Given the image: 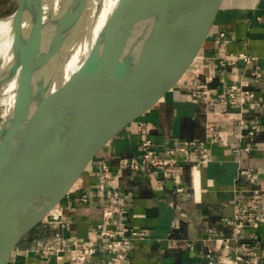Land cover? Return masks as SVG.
Listing matches in <instances>:
<instances>
[{
    "label": "crops",
    "instance_id": "0c3cea01",
    "mask_svg": "<svg viewBox=\"0 0 264 264\" xmlns=\"http://www.w3.org/2000/svg\"><path fill=\"white\" fill-rule=\"evenodd\" d=\"M188 48L192 55L185 65L181 56L168 57L129 86L115 122L80 166L75 182L19 239L7 264H75L74 241L107 240L99 225L108 224L103 205L112 187L126 201L121 216L126 230L146 232L136 240L131 264H231L239 254V264H254L249 258L255 240L260 243L258 264H264V215L244 227L238 242L231 239L233 231L226 223L254 195L264 211V113L232 106L221 110V105L205 101L196 92L201 87L215 95L249 79V87L264 100V0H219ZM242 52L254 59L233 58ZM256 67L263 74L258 81ZM243 114L259 123L255 139L239 125ZM211 125L218 133L216 139H212ZM145 138L152 140L159 153L185 139L202 140L211 159L198 163L193 158H176L178 177L174 179L167 167L132 162L140 156V142ZM238 143L243 149L235 155ZM247 145L251 149H244ZM192 156L198 157L196 149ZM104 163L109 176H104ZM178 185L183 190H177ZM56 231L65 237V249L46 254L47 245L58 244ZM108 257L109 252L101 248L86 264H107Z\"/></svg>",
    "mask_w": 264,
    "mask_h": 264
},
{
    "label": "water",
    "instance_id": "95a60500",
    "mask_svg": "<svg viewBox=\"0 0 264 264\" xmlns=\"http://www.w3.org/2000/svg\"><path fill=\"white\" fill-rule=\"evenodd\" d=\"M36 7L35 62L27 115L0 133V264L62 198L123 107L138 76L192 40L219 0H117L79 65L66 73L67 44L91 0H23ZM22 3L18 1L19 11ZM101 8L97 3L96 12ZM11 76L18 74L17 56ZM9 77V78H10Z\"/></svg>",
    "mask_w": 264,
    "mask_h": 264
},
{
    "label": "built area",
    "instance_id": "2783aa9c",
    "mask_svg": "<svg viewBox=\"0 0 264 264\" xmlns=\"http://www.w3.org/2000/svg\"><path fill=\"white\" fill-rule=\"evenodd\" d=\"M222 37L225 36L224 32H221ZM236 58H243L246 62H250L254 57L248 53H239ZM224 63V60H221ZM195 70H199V66L195 64ZM262 71L259 67L254 69V79L256 81L260 80L262 77ZM250 80L242 79L239 82L232 83L228 86L226 91L216 93L215 95H210L201 87L196 89L197 94L205 101L215 105H221V110L226 107H236L241 111H247L251 109L256 113H264V100L257 97L256 92L249 87ZM239 125L244 131V133L250 138L255 139L259 134V123L256 121L249 120L245 114L241 115L239 118ZM141 128L143 126L142 122L138 123ZM212 139H216L218 136L217 131L213 125L210 126ZM141 154L139 157H133L132 162L138 166L140 162L152 165V166H164L167 167L169 173L174 179L178 177V173L174 168L173 162L176 158L180 157L183 160L195 159L198 163L202 161H207L211 159V154L208 146L202 140L197 139H185L179 141L176 146L168 148L164 153H159L153 146L152 140L150 138H145L140 142ZM196 149L198 157H193V150ZM243 149V146L238 143L234 146L233 151L235 155H239ZM244 149H251V145H247ZM104 176H109L110 171L107 164H103ZM251 175V171L247 172ZM104 184V182H102ZM177 190H183L181 185H178ZM83 199L86 200V195H83ZM126 206V201L121 195L120 191L116 187H112L106 193V200L103 205V216L108 222L107 225L100 224V233L107 237L104 242H98L90 239H79L72 243V250L75 256V264H86L87 260L97 253L101 248L109 252V257L107 259V264H131L130 257L133 248L135 247L136 240L146 236V232L143 229H130L126 230V221L121 217ZM264 211L262 207L261 200L258 196L254 195L250 198L248 205H241L239 210L226 220V223L231 226L233 234L231 239L234 241H239L242 235L244 227H246L251 221L259 220L263 217ZM118 216L117 221L114 217ZM116 223V224H115ZM115 224V225H113ZM211 233H217L215 229L210 230ZM218 234V233H217ZM55 238L57 245L51 243L47 245L44 249L46 254H49L51 250L61 251L65 249L66 239L61 231L55 232ZM252 243L251 248V258L254 264L259 263L260 251L259 241L255 240ZM248 243H242L246 246ZM230 242L226 241V246H229ZM229 255H224L223 258H227ZM241 260V255H237L236 258L232 260L231 264H239ZM209 264H213L212 262Z\"/></svg>",
    "mask_w": 264,
    "mask_h": 264
},
{
    "label": "bare ground",
    "instance_id": "6f19581e",
    "mask_svg": "<svg viewBox=\"0 0 264 264\" xmlns=\"http://www.w3.org/2000/svg\"><path fill=\"white\" fill-rule=\"evenodd\" d=\"M17 1L22 3L19 11L14 10L8 15L0 16V133L9 127L10 116L15 118L13 130H17L25 120L34 75V26L39 11L23 0ZM53 1L56 6L60 4V0ZM116 2L117 0L90 1L76 38L67 44L66 73L72 72L79 65ZM97 3H101L98 12ZM14 55L18 60V74L10 77Z\"/></svg>",
    "mask_w": 264,
    "mask_h": 264
},
{
    "label": "rangeland",
    "instance_id": "374dc122",
    "mask_svg": "<svg viewBox=\"0 0 264 264\" xmlns=\"http://www.w3.org/2000/svg\"><path fill=\"white\" fill-rule=\"evenodd\" d=\"M17 7H18L17 0H0V16H5L10 14ZM29 231H32L31 228L27 232Z\"/></svg>",
    "mask_w": 264,
    "mask_h": 264
}]
</instances>
